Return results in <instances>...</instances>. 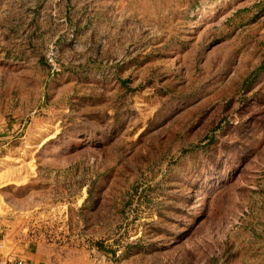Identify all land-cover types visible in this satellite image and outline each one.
Returning <instances> with one entry per match:
<instances>
[{
  "label": "rangeland",
  "instance_id": "1",
  "mask_svg": "<svg viewBox=\"0 0 264 264\" xmlns=\"http://www.w3.org/2000/svg\"><path fill=\"white\" fill-rule=\"evenodd\" d=\"M0 229L47 264H264V0H0Z\"/></svg>",
  "mask_w": 264,
  "mask_h": 264
},
{
  "label": "crops",
  "instance_id": "2",
  "mask_svg": "<svg viewBox=\"0 0 264 264\" xmlns=\"http://www.w3.org/2000/svg\"><path fill=\"white\" fill-rule=\"evenodd\" d=\"M44 256L37 247L9 238L0 229V264H47Z\"/></svg>",
  "mask_w": 264,
  "mask_h": 264
},
{
  "label": "built area",
  "instance_id": "3",
  "mask_svg": "<svg viewBox=\"0 0 264 264\" xmlns=\"http://www.w3.org/2000/svg\"><path fill=\"white\" fill-rule=\"evenodd\" d=\"M18 264H22L21 262H19Z\"/></svg>",
  "mask_w": 264,
  "mask_h": 264
}]
</instances>
